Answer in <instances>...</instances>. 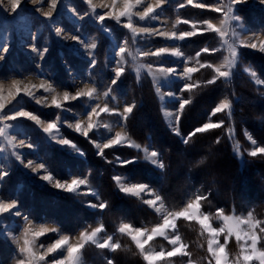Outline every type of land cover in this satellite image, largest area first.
I'll use <instances>...</instances> for the list:
<instances>
[{
  "label": "snow or ice",
  "instance_id": "snow-or-ice-1",
  "mask_svg": "<svg viewBox=\"0 0 264 264\" xmlns=\"http://www.w3.org/2000/svg\"><path fill=\"white\" fill-rule=\"evenodd\" d=\"M88 6V10L80 14L75 8H68L67 10L73 16H78L80 20L85 17L91 18L99 25V30L110 34L111 26L106 21H114L116 25L128 30L130 34L122 44L117 45L118 51L115 55L119 57L114 67V77L110 80L109 85L104 86L103 83L97 84L89 80L84 87L79 88L73 94L68 90L58 91V86L53 83L41 80L39 84L32 83L30 80L25 82L21 79H11L10 82L0 80V153H5L8 148L13 149L10 153L20 161L25 168H30L33 173H40L39 179L48 182L54 188L68 193L90 194L100 199L99 193L90 185L87 176L79 177L73 176L69 180H61L57 178L54 173L46 166V161L28 160L26 163L21 158L22 153L15 151L17 147L25 146V141L20 140L19 145L15 143L16 136L10 134V130L14 128L10 121H16L19 117L34 121L37 125L43 128V132L48 134L50 139L56 140L58 144L67 145L79 155L84 156V152L70 139L65 138L61 133V127L64 123L74 132L82 135L93 143L98 150L97 154L105 156L106 149L114 147L127 146L135 148L138 152L143 153V158L163 170L166 165L163 162V154L148 145H141L131 139L125 131L126 122L129 116L133 113L135 104H126L122 111L119 110L112 101L117 97L114 95L115 89L112 86L117 85L120 78L124 75L125 65L131 61L133 70L136 72L137 79H140L142 72H147L152 77L153 83L156 87V92L163 100L164 97L172 99H179V108L177 113H183L185 106L191 103L190 98H179L174 91H166L161 94L160 84L161 80L171 83L169 77L178 76L183 79L185 83L180 87V92H193L195 89L202 86V84H215L217 80L223 79L229 81L234 71L241 65V53L239 49H253L264 53V32L251 33L249 35L248 29L245 28L239 10L236 5L242 4L245 0H217L215 5H207L200 0H187L189 5L194 8L204 9L209 8L212 12L220 14L219 23H213L212 19H204L202 21H190L189 19L177 18L172 25L176 28L180 24L189 25L190 31H163L157 27L152 26L153 21L160 19L158 9H162L165 0H83ZM264 3V0H261ZM33 5H40L36 7L35 11L42 13V15L51 20L53 13L59 11L58 5L63 3V0H31ZM181 8L184 4L180 5ZM0 8L10 14H18L22 9V0H7L5 6L4 0H0ZM45 8L47 10H45ZM97 9H106V11L97 12ZM143 22V23H140ZM211 32L219 37V47L209 49H202L203 52L221 51L222 58L218 64L212 62H200V52L196 53L197 63L199 67L187 66L190 58L185 57L179 45L161 46L155 49L136 47L132 45L138 43V38L147 39L154 36L163 37L169 41H183L187 37H192L197 32ZM58 37L62 36V29L57 27L55 29ZM247 36L248 39H244ZM80 45L86 52L89 59V66L95 68L97 64L96 53L98 45L92 40H85L77 33H69L64 38H69ZM74 51L79 49L73 47ZM47 48L40 49L35 45L32 46V52L36 53L40 59H43ZM8 48L4 46L0 48V53H7ZM226 52V54H224ZM165 55H170L176 58L183 57L184 67L182 72H177L176 67H158L154 68L153 63H145L144 58L155 57L158 60ZM0 55V59H3ZM211 69L214 75L204 82L193 81V73L200 71V69ZM244 71L249 73L250 77L257 83H264L257 76L254 70L247 67ZM91 83L92 86H88ZM42 90L40 97L36 96L37 91ZM44 93L51 94L50 103H48V96ZM23 96L34 99L36 104H47L48 107H54L60 110L53 122L45 123L38 116L33 115L30 111H25L20 107L13 106L9 108V104L16 100L17 97ZM81 101L82 110L76 111L73 108L65 107L71 101ZM103 100L104 103H93L94 101ZM20 101H18V104ZM111 105V106H110ZM7 109V111L5 110ZM71 112L73 114L71 121H66L62 113ZM218 113H226L229 119L233 116L232 101L228 98L223 99L213 110L212 115ZM172 116V113H167ZM117 117L118 119H102L101 117ZM179 114L176 115L175 121L179 123ZM264 119V117H261ZM223 126V121L217 123H205L201 127H197L187 137L183 138L184 144H189L192 137L198 133L207 132L210 129L220 128ZM116 127H120V131H114ZM100 129L105 132L100 133ZM231 132V129H229ZM89 133H94L97 139L89 136ZM179 135V132H177ZM248 140L254 146L248 155L251 157H264V146L258 145L257 141L253 139L248 133H245ZM219 143V140L216 141ZM32 148L31 143L26 145ZM235 150H240V145H234ZM139 157L129 160H121L119 156L116 157L117 163L121 165H128L134 163ZM205 161L201 159L197 162L203 164ZM35 165V166H34ZM8 175L7 171L0 173V180H3ZM119 191L134 197H141L142 193H147L152 198L143 199L142 202L154 210L160 217V221L153 226H139L136 227L132 222H121L117 231L122 235L128 237L139 255L143 258L146 264H173V259L176 257H187L184 264H199V261L192 259V253L189 251V245L182 237L178 221L194 222L199 226V235L206 240L205 259L208 264H264V219H259L254 215L253 211H247L246 214H236L235 212L226 213L224 209L218 208L214 212L205 207L204 202L208 201V197L196 189L190 197L186 199L178 208L167 206V198L158 191L151 189L148 184L143 182H131L122 174L114 175ZM81 186L88 189L87 193H81L79 190ZM210 203V202H209ZM91 208H99L104 210L109 207L107 201H101L99 204L89 203ZM8 216L22 217L24 224L21 226L19 235H11L7 228L5 233L16 245L17 257L15 264H85L82 257V250L86 245H94L97 249H107L112 253L121 249L119 240H114L113 235L105 234L101 237V233H105L104 226L101 224L95 227L92 231H81L78 237H72L69 234H64L58 227H49L46 224H34L33 220L21 212L18 207V202L12 200L7 202L6 199H0V225L5 223ZM48 233H56L58 238L54 242L47 244H37L40 237ZM221 237L223 240L221 241ZM162 238L167 241L170 248H165L163 245L157 249L151 246L150 242ZM75 240V242H73ZM231 240L235 241V246L238 252L235 254L229 249ZM203 247V245H201ZM43 249V250H41ZM59 253V255H56ZM53 257L50 261L48 257ZM107 264H113V259L108 258Z\"/></svg>",
  "mask_w": 264,
  "mask_h": 264
},
{
  "label": "rangeland",
  "instance_id": "rangeland-1",
  "mask_svg": "<svg viewBox=\"0 0 264 264\" xmlns=\"http://www.w3.org/2000/svg\"><path fill=\"white\" fill-rule=\"evenodd\" d=\"M4 2H5V6H7V0H4ZM149 2H151V0H149ZM194 2H200V0H194ZM203 2L207 5H215L217 0H203ZM181 4H184L183 8L180 7ZM36 7H40V5H33L31 3V0H22L23 10L19 11L18 14H10L9 12H5L3 11L2 8H0V48L4 46H7L8 48L7 53H0V55H3L4 57L3 59H0V80H4L7 83V82H10L11 79H21V80H24L25 82H28L30 80L32 83H36V84H39L41 80H45L47 82L53 83L54 85L58 86L57 88L58 91L62 92L64 90H68L72 92L73 94L79 88L84 87L85 83H87L89 80L94 81L97 84L103 83L104 86L109 85L110 80L114 77L113 69L114 67H116V61L119 59V57L115 55L116 51H118L117 45L122 44L123 41L129 37L130 34L128 33V30L122 28L119 25H116L114 21H106V23L110 25L112 29L110 34H106L99 30V25L95 23L91 18L86 16L84 20H80L78 16H73L72 13L67 10L68 8H75V10L78 13L80 14L85 13L88 10V6L83 2V0H63V3L61 5H58L59 11L57 13H53V17L51 20L45 18L42 15V13L36 12L35 11ZM235 7L239 10V15H241V17L243 18L241 23H243L246 29L250 30L249 35H251V33L253 32L254 33L264 32V3H262L261 0H245L244 3L236 5ZM45 10L47 9L45 8ZM101 11H106V9H97V12H101ZM157 11L160 13V19L157 21H153L152 26L157 27L163 31H169V32L171 31L179 32V31H190L191 30L190 24L189 25L180 24L176 28H173L172 25L174 24L177 18L189 19L190 21H202L204 19L211 18L213 23L218 24L219 23L218 17H220L219 13L212 12L209 8L199 9V8L192 7V5H189L187 3V0H165V3L163 4L162 9H158ZM140 23H143V22H140ZM57 27H60L62 29V36L60 37H58L55 32V29ZM69 33H77L81 35L86 41L94 39L97 42L98 47L95 50L97 64L95 68H91L89 66L90 62H89L88 56L85 50L80 45H78L75 41L71 40L70 37L67 39L64 38L65 36H68ZM118 38L119 40H117ZM194 38L195 39L200 38V39L195 40ZM261 38H264V36H262ZM244 39H248V37L245 36ZM190 40H194L193 44L190 43L188 45L190 47L184 48L186 49L185 51H183L181 48V51H183L184 56L190 58L188 60L187 66L199 67V64L197 63V57H196L197 52H200V56H199L200 62H212L214 64H218L220 62L222 58L221 51H216V52H211V51L203 52L202 51V49L204 48H209L211 50L213 48L219 47V37L215 33H211V32L198 31L196 35L192 37H187L183 41H169L159 36H154V37H150L147 39L138 38V43L136 45H132V47L133 48H136V47L144 48L145 46H147L148 48H152V49H155L161 46H171V45H179L181 47V45L186 44ZM195 41L196 43L198 41H201V42L200 44L194 45ZM33 45H35L36 47L40 49H43V48L48 49L43 59H40L36 53L32 52ZM100 46L103 47L102 50L100 51L101 53L99 52ZM73 47L79 50L74 51ZM239 52L241 53V57L243 54L246 55L248 52H250V53L258 54L264 58V53H261L253 49H239ZM224 54H226V52ZM79 60L84 61L85 63L81 64L79 63ZM144 62L153 63L154 68L176 67L178 73L182 72L183 67H184L183 57L178 59L170 55H165L159 60L155 57H147V58H144ZM245 67L251 70H254V69L250 65H246L243 68H241V73L245 75L246 77H248L249 82H251L256 88H259L262 90L261 94H259L258 96L264 99V83L257 84L250 77L249 73L244 71ZM206 69L210 71V72L208 71L207 76L211 78L214 75L211 69L203 68V69H200V71H204ZM237 70L234 71V74L229 81H225L223 79H220L217 81L224 82L226 84L232 83L233 80L238 76ZM126 72H129L135 77L136 80H138L136 72L132 68L130 59H129V63L125 65L124 73ZM196 73L197 72L193 73V76ZM210 73H211V76H210ZM256 74L261 81H264L258 75L257 72ZM142 76L148 79L150 85L152 86V90H153L154 96L157 101V109L159 111L161 120L164 123L165 128L173 136L179 138V140L182 142L183 138L185 137L181 135L180 130H179L181 118L185 117L186 112L188 110L187 107H189L192 103L191 97L188 96L189 92H183V93L180 92V87L185 83V81L183 79H180L178 76L169 77V80L172 81L171 83L164 81V80L160 81V84L162 85L161 94H163L166 91L171 90V91L176 92L179 98H190L191 99V103L185 106L183 113H177V110L179 108V99L174 100L170 97H164V99L162 100L160 98V95H158L156 92V87L153 83L152 77L149 76L147 72H142L140 78H142ZM203 77L204 75L201 74V76L198 77L196 80H194L193 78V81L204 82L207 80V78L206 77L203 78ZM58 84L61 86H59ZM207 85L208 84H202V86H207ZM88 86H92L91 83H89ZM112 87L113 88L115 87L117 90V85L112 86ZM41 95H42V90L36 92L37 97H40ZM43 95L48 96V103H50L51 94L44 93ZM114 95L117 97V99L115 101H112V104L118 107L119 110L121 111L126 104H135L137 106V103L134 101L126 102L123 98L119 97L117 93H114ZM225 98L230 99L232 101V105L237 100L236 98H229L227 96L217 99L212 105V107L208 110L207 119L206 120L204 119L202 123H200L199 125H196V127H194L193 129L197 127H201L205 123H217V122L223 121V126L220 128H215V129H226V135L231 142L233 152L235 153L239 162L242 163L244 156H247L248 151H250L254 147L251 144V141L248 140V138L245 135V133H248L250 135L249 131L247 130L243 131L244 139L247 143L246 144L247 149L244 151V153H242L241 150L236 151L234 145L237 142L235 141V138H234L233 116L231 119H229L226 113H218L215 116L211 114L212 110ZM18 101H20L19 104H18ZM96 102L101 103V105H103L104 103L103 100L94 101L93 103H96ZM13 106L20 107L25 111H30L33 115L38 116L45 123L53 122L55 120L56 114L60 111L54 107H48L46 103L36 104L34 99L23 96V94H21V97H17L16 100L12 101L8 107L11 108ZM65 107L73 108L76 111L82 110L80 100L71 101L68 104H66ZM5 110L7 111V109ZM233 112H234V107H233ZM167 113H172L173 115L169 116L167 115ZM177 114H179V117H180L179 123H176L175 121V117ZM62 115L66 121L72 120L73 114L71 112L62 113ZM130 117L131 115L129 116V118ZM151 117H152L151 115L143 116V119L141 120V125L143 127L145 126L148 128H152L150 124L152 120ZM101 118L108 119V120L118 119L117 117H104V116H102ZM9 123H12L14 125V128L10 130V134L16 136L15 143L19 145V142L21 139L25 141V146L17 147L15 149V151L23 154L21 158L25 161V163L28 160H33L34 162L40 161V160L45 161L44 156L42 155L41 150H40L41 145L38 141H41V143H46V145H50L54 148L59 149L61 153L65 154L68 157H72L75 160H78V161L85 160V151H83V149H81L78 146L84 152V156H81L79 155V153L75 152L69 146L58 144L56 140L50 139L48 137V134L43 132V128L40 125H37L34 121L28 120L23 117H19L16 121H10ZM224 124L226 126H224ZM130 125L131 124H129V126ZM29 126H32V127H29ZM183 127L187 129L188 127L190 128L189 125H186V127L185 125H183ZM68 128L69 127L67 126V123H64L61 127V133L65 138L71 140V138L68 137L67 133L73 136H76V137H81L88 144L92 145L95 153L97 154L98 150L96 149L93 143H90L88 139H86L82 135H78L77 133H74V131L71 128L70 129ZM29 129H33L34 131H37L40 134L36 142H33L29 136V133H27ZM229 129H231V132L229 131ZM243 129H246V128H243ZM120 130H121L120 127H116L114 129V131H120ZM210 130H213V129H210ZM99 131L100 133L105 132L104 129H100ZM125 131L129 135L127 125H126ZM177 132H179V135H177ZM90 135H93V136H90ZM89 136L93 137L94 139H97V142H99V138L94 136V133H89ZM132 140L135 141L134 139ZM135 142L137 143V141ZM29 143L33 145V147L31 148L32 151H29L27 148H25L27 147L26 145ZM146 145L151 146L150 144H146ZM258 145L262 146L259 143ZM114 148H125L126 150H128V151L122 152L121 153L123 154L122 156L114 155L115 161H116L117 156H119L121 160H129L132 158H136V157H130L132 153H138L139 158L136 159L134 163L143 162V163H146L147 165H150L155 170L162 171L155 165L151 164L149 161L145 160L143 158V153L138 152L135 148H130L127 146H123V147L117 146ZM12 151L13 149L8 148L7 152L0 153V173L4 171L8 172V175L5 176L3 180H0V199H6L7 202L15 200L13 198L8 199V198L3 197L2 189H3V183L12 173V171L17 169L25 179L34 183L38 188L48 190L51 193H54L60 196L61 197L60 200L62 201V203L63 202L70 203L73 201L75 204H77L79 209L83 207L84 209H87L89 211L96 212V213L103 212L105 210V209L100 210L99 208L94 209L88 206L89 203L99 204L101 201H104V200H101V198L97 199L95 196L90 195V194L78 195L76 193L64 192L62 190H58L54 188L48 182L39 179L40 173H33L30 168H25L23 164L20 163V161L16 160V158L10 154ZM208 155L211 157L209 152H208ZM55 162H57V160ZM53 165H56V167L59 168V171L56 170V172H53L46 162V166L54 173V175L57 178L61 179L62 181L69 180L73 176H79V177L87 176L86 173L82 175L79 173L74 174L73 172H71L69 167H67L65 161H62V162L59 161L58 163H54ZM114 165L117 167H126L130 164L124 166V165H121L115 162ZM117 174H120V173H117ZM223 175L224 173H220V177ZM61 176H64V177H61ZM131 182H135V181L131 180ZM149 187L151 189H154L151 186ZM8 189L9 188H7V190ZM15 190H17L18 192L19 190H21V186L19 185L17 188H15ZM154 190L157 191L156 189ZM79 191L81 193H87L88 189L84 186H81ZM121 193L123 194V192ZM123 195L137 200L142 206L146 207L148 210L155 213L152 208H150L148 205L142 202L143 199L152 198L147 193H142L141 197L139 198L126 195L125 193ZM18 207L20 208L22 213L27 214L26 212H23V210L21 209V206H19V203H18ZM72 207H75V206H72ZM64 215L61 214V216H64ZM155 215L158 217V222H159L160 217L158 216L157 213H155ZM33 222L34 224H46L49 227L55 226L61 229L60 225H58L55 222L44 223V222H38L34 220ZM23 224H24V221L22 217L8 216V218L5 220V223L3 225H0V240H3V242L7 244L13 251V257L10 259L8 264H15V260L18 254L16 251V245L9 238V235L5 233V228L8 229L11 235H19L21 226ZM101 224L103 225V222L101 221V218L99 217L97 220H95L93 224H88L84 228L77 230L73 234L67 233L65 231H62V232L64 234H69L72 237H78L77 235H79L78 234L79 231L85 229L90 232L95 227H98ZM119 224L120 223L117 224L116 226L117 228L115 230L117 232V235H121L117 231ZM154 224L142 225V226L151 227ZM105 234L113 235L114 240H117L115 238V234H110L106 231L105 233H101L100 235L101 237H104ZM56 238H58L56 233H48L45 236L40 237L39 240L37 241V244L39 245L40 243H44L45 246H47V244L54 242ZM157 240L163 241L162 244L158 243L154 245V242ZM222 240H223V237H221V241ZM231 241L228 247H230L232 253L235 254L236 252H238V249L235 246V241L234 240H231ZM150 245L157 247V249H159L161 245H163L165 248H170V245L167 244V241L163 240L162 238H157L156 240L150 242ZM133 246L135 247L134 244ZM95 250L99 252L95 253ZM0 253H2V246H0ZM115 253H112L107 249H103V250L97 249L95 248L94 245H86L85 249L82 250V257L85 261V264H94L93 262H97L99 264H107L106 257L113 259V257L115 256ZM56 255H59V253H57ZM52 258L53 257L50 256L47 259L50 261ZM141 259L143 260V258ZM172 259H173V264H184V262L188 258L187 257H176ZM143 262L146 264L144 260Z\"/></svg>",
  "mask_w": 264,
  "mask_h": 264
},
{
  "label": "trees",
  "instance_id": "trees-1",
  "mask_svg": "<svg viewBox=\"0 0 264 264\" xmlns=\"http://www.w3.org/2000/svg\"><path fill=\"white\" fill-rule=\"evenodd\" d=\"M193 41L190 40L181 45L182 50L185 51L184 48L190 47L188 45L193 44ZM200 42L196 43L195 41L194 45L200 44ZM102 48L100 46L99 52ZM243 55L241 65L237 70L238 76L232 83L226 84L217 81L213 85L201 86L188 94L192 103L187 107L185 117L181 118L179 130L182 136L187 137L196 125L207 119V112L217 99L227 96L237 99L233 104V127L234 138L240 145L241 152L244 153L247 149L243 135L244 130L249 131L253 139L264 146V119H261L264 117V99L258 96L262 90L256 88L249 82L248 77L241 73V68L250 65L264 80V58L250 52ZM79 63L84 64L85 62L79 60ZM208 71L206 69L197 72L193 76L194 80L201 74L209 79ZM114 89L116 90L115 87ZM114 93H117L126 102L137 103L133 115L131 114L126 124L129 136L138 144H150L163 154L162 159L166 167L162 171L155 170L143 162L117 167L114 165V155L122 156L121 153L128 150L125 148L105 150L107 161H112L109 163L97 155L92 145L83 138L67 133L68 137L85 151V160H75L61 153L59 149L38 141L45 161L53 172L59 171V168L53 165L54 163L65 161L67 167L74 174L83 175L86 173L90 185L99 193L101 200L107 201L109 207L103 212L96 213L83 207L79 209L73 201L75 205L72 202L62 203L60 196L38 188L34 183L25 179L17 169L13 170L3 183V197L17 200L23 212H26L34 221L55 222L60 225L62 231L71 234L88 224H93L100 217L105 231L115 234V238L121 243V249L113 257L114 264H145L129 238L117 235L115 230L118 223L132 222L134 226L138 227L158 222L155 213L118 190L113 180L117 173L132 181L143 182L153 187L167 198L169 207L178 208L196 189H199L208 197V201L204 202L205 207L213 212L218 208L224 209L226 213L235 212L236 214L253 211L257 218L264 219V157H249L247 155L240 163L233 152L231 142L226 135V129H213L198 133L192 137L189 144L182 143L179 138L173 136L165 128L157 109L152 86L143 76L136 80L129 72L124 73ZM149 115L152 116L150 122L152 128L143 127L141 120L143 116ZM129 124L131 125L129 126ZM183 125L185 127L189 125L190 128H184ZM224 126L226 125L224 124ZM27 133L33 142H36L40 136L33 129H29ZM217 140L219 143L216 142ZM130 157L139 156L138 153H132ZM201 159H204L205 162L197 166V162ZM56 160L57 162H55ZM220 173H224V175L220 177ZM19 185L21 190L17 192L15 188ZM7 188L9 189L7 190ZM61 214L66 215L61 216ZM177 224L182 237L189 245L188 250L192 253V259L199 261V264H208L205 259L207 256L206 240L199 235V226L194 222L189 223L183 220L178 221ZM162 242L157 240L154 245L162 244ZM0 246H2L0 264H8L13 257V251L3 240H0ZM97 252L99 251L95 250V253Z\"/></svg>",
  "mask_w": 264,
  "mask_h": 264
},
{
  "label": "crops",
  "instance_id": "crops-1",
  "mask_svg": "<svg viewBox=\"0 0 264 264\" xmlns=\"http://www.w3.org/2000/svg\"><path fill=\"white\" fill-rule=\"evenodd\" d=\"M68 129H70V128H68ZM74 133H76V132H74ZM78 134V133H77ZM78 135H80V134H78ZM25 148H27L29 151H32V149L31 148H29V147H25ZM124 194V193H123ZM127 195V194H126ZM130 196V195H129ZM85 229H83V230H81V231H84ZM81 231H79V233L78 234H80V232ZM77 236H79V235H77ZM73 242H75V241H73Z\"/></svg>",
  "mask_w": 264,
  "mask_h": 264
}]
</instances>
